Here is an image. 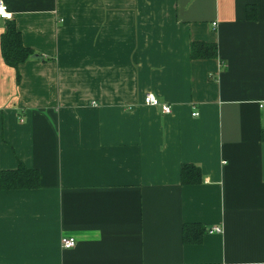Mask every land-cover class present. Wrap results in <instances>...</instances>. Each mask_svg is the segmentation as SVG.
<instances>
[{"label":"crops","instance_id":"crops-1","mask_svg":"<svg viewBox=\"0 0 264 264\" xmlns=\"http://www.w3.org/2000/svg\"><path fill=\"white\" fill-rule=\"evenodd\" d=\"M2 1L0 171L39 185L0 189V264H264V0Z\"/></svg>","mask_w":264,"mask_h":264},{"label":"trees","instance_id":"trees-1","mask_svg":"<svg viewBox=\"0 0 264 264\" xmlns=\"http://www.w3.org/2000/svg\"><path fill=\"white\" fill-rule=\"evenodd\" d=\"M253 7V6H252ZM250 17V11L247 10ZM5 29L0 36L1 56L5 64L15 70L18 65L29 59L33 52L23 45L21 34L16 24L11 19H5ZM216 55L215 43L193 41L190 44V57L203 59ZM18 78V77H17ZM200 169L194 164H183L180 169V181L182 184H196L200 181ZM39 185V176L36 170L28 169L22 163L13 170L0 171V189H30ZM205 228L197 223H187L182 226V242L196 244L202 239Z\"/></svg>","mask_w":264,"mask_h":264},{"label":"built area","instance_id":"built-area-1","mask_svg":"<svg viewBox=\"0 0 264 264\" xmlns=\"http://www.w3.org/2000/svg\"><path fill=\"white\" fill-rule=\"evenodd\" d=\"M12 14L8 10L7 5L0 0V19H11ZM143 104L147 106L159 107L160 112L162 114H168L171 111V107L169 104L166 103H159L157 98L152 93H147L143 97ZM197 112H193L192 116H196ZM209 232H220V228L214 227L208 229ZM75 245V239L72 236H65L60 239V246L64 249L72 248Z\"/></svg>","mask_w":264,"mask_h":264},{"label":"water","instance_id":"water-1","mask_svg":"<svg viewBox=\"0 0 264 264\" xmlns=\"http://www.w3.org/2000/svg\"><path fill=\"white\" fill-rule=\"evenodd\" d=\"M33 57H35V58H38L39 56H37V55H34Z\"/></svg>","mask_w":264,"mask_h":264}]
</instances>
